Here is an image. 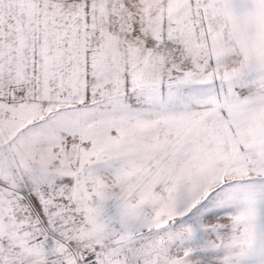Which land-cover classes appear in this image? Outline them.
Wrapping results in <instances>:
<instances>
[{
	"label": "snow or ice",
	"instance_id": "1",
	"mask_svg": "<svg viewBox=\"0 0 264 264\" xmlns=\"http://www.w3.org/2000/svg\"><path fill=\"white\" fill-rule=\"evenodd\" d=\"M0 264H264V0H0Z\"/></svg>",
	"mask_w": 264,
	"mask_h": 264
}]
</instances>
